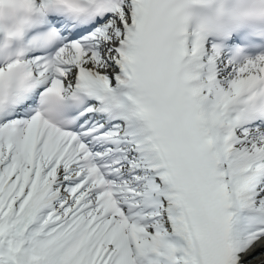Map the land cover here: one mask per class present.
<instances>
[{"label": "snow or ice", "instance_id": "snow-or-ice-1", "mask_svg": "<svg viewBox=\"0 0 264 264\" xmlns=\"http://www.w3.org/2000/svg\"><path fill=\"white\" fill-rule=\"evenodd\" d=\"M0 264H264V0H0Z\"/></svg>", "mask_w": 264, "mask_h": 264}]
</instances>
